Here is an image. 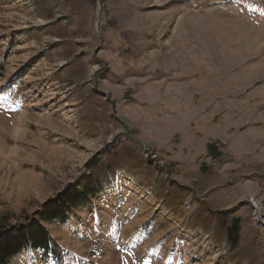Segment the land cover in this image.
Segmentation results:
<instances>
[{"label":"rangeland","instance_id":"374dc122","mask_svg":"<svg viewBox=\"0 0 264 264\" xmlns=\"http://www.w3.org/2000/svg\"><path fill=\"white\" fill-rule=\"evenodd\" d=\"M6 81L8 264H264V0H0Z\"/></svg>","mask_w":264,"mask_h":264},{"label":"trees","instance_id":"16d2710c","mask_svg":"<svg viewBox=\"0 0 264 264\" xmlns=\"http://www.w3.org/2000/svg\"><path fill=\"white\" fill-rule=\"evenodd\" d=\"M212 149L213 146L209 145L207 147L208 153L212 154ZM98 191V188L93 190L91 186L87 185L83 188L82 194L84 196L88 195V193L95 195ZM65 201H69V197ZM72 204H75V202L73 201ZM60 217L59 214L55 215L53 212H50L46 216H41V221L54 223ZM238 233L239 227L237 224H234L228 230L227 241L231 242L232 239L235 241L238 238ZM33 251L55 253L51 247L49 235L38 222L31 223L21 232L8 231L0 233V264H8L13 258L20 256L22 253Z\"/></svg>","mask_w":264,"mask_h":264},{"label":"bare ground","instance_id":"6f19581e","mask_svg":"<svg viewBox=\"0 0 264 264\" xmlns=\"http://www.w3.org/2000/svg\"><path fill=\"white\" fill-rule=\"evenodd\" d=\"M20 20H22V19H20ZM39 24H43V21L42 20H38L37 21ZM19 23V22H18ZM25 25H26V19H23V21H21L20 22V28H24L25 27ZM16 26V25H15ZM18 26V25H17ZM39 26H41V25H39ZM25 59H23V60H20V61H17V60H14V62H16V63H19V64H17V65H15L13 62H11L10 63V65H9V68L12 70V73L14 72L13 70H15L16 68L18 69V67H20V66H22V62L24 61ZM16 68H15V67ZM15 68V69H14ZM44 70V69H43ZM11 74V73H10ZM50 75V74H49ZM29 80H33V77H30L29 78ZM2 84H0V90L1 89H6L12 82L11 81H6V82H1ZM36 87H37V85H35ZM34 86V87H35ZM33 91H35V90H33ZM50 91V93H48L47 95H46V97L47 98H49V101H53L54 100V105L56 104V101H60V98L58 99V95H57V92L55 91V90H49ZM32 92V91H31ZM33 104H30V102L29 103H27V110L29 111V107L30 106H32ZM34 107H38V102L37 103H35L34 104ZM65 107V108H64ZM64 107H61V108H58V110L59 111H61L62 113H65V112H72L69 108H70V106H67V105H65ZM70 110V111H69ZM25 114V113H24ZM40 118H43V117H40ZM43 120H46L45 118L43 119ZM64 120L65 121H67V122H71L72 121V118L69 116V115H66V117L64 118ZM20 138V137H19ZM24 139V138H23ZM19 140V139H18ZM25 141V140H24ZM93 148V147H92ZM92 151H90L89 152V154H86L87 155V157L90 155V153H91ZM86 158V157H85ZM84 158V159H85ZM87 159V158H86ZM253 204V207L255 208V216H256V219H259V213H258V210H259V208H258V206H257V203H254V202H252ZM264 223V222H263Z\"/></svg>","mask_w":264,"mask_h":264},{"label":"crops","instance_id":"0c3cea01","mask_svg":"<svg viewBox=\"0 0 264 264\" xmlns=\"http://www.w3.org/2000/svg\"><path fill=\"white\" fill-rule=\"evenodd\" d=\"M28 83H30V82H28ZM35 108H36V107H35ZM35 108H34V109H35ZM34 109H32V110L30 109V111H29V112H32V111H34ZM29 112H27V111L24 109V110H23V112H22V115H23V113H25V114H28ZM131 207H132V206H131Z\"/></svg>","mask_w":264,"mask_h":264}]
</instances>
